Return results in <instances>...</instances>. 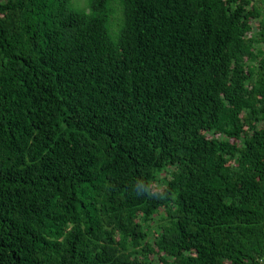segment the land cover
Returning a JSON list of instances; mask_svg holds the SVG:
<instances>
[{
	"label": "trees",
	"instance_id": "1",
	"mask_svg": "<svg viewBox=\"0 0 264 264\" xmlns=\"http://www.w3.org/2000/svg\"><path fill=\"white\" fill-rule=\"evenodd\" d=\"M263 256L264 0H0V264Z\"/></svg>",
	"mask_w": 264,
	"mask_h": 264
},
{
	"label": "rangeland",
	"instance_id": "2",
	"mask_svg": "<svg viewBox=\"0 0 264 264\" xmlns=\"http://www.w3.org/2000/svg\"><path fill=\"white\" fill-rule=\"evenodd\" d=\"M72 4L76 9H86L89 5V0H72ZM121 18V13L118 12L117 15L113 19L112 27H111V33L112 35H115V31L117 30L118 21ZM156 224L153 223V226Z\"/></svg>",
	"mask_w": 264,
	"mask_h": 264
},
{
	"label": "built area",
	"instance_id": "3",
	"mask_svg": "<svg viewBox=\"0 0 264 264\" xmlns=\"http://www.w3.org/2000/svg\"><path fill=\"white\" fill-rule=\"evenodd\" d=\"M262 261L264 262V256H263V258H262Z\"/></svg>",
	"mask_w": 264,
	"mask_h": 264
}]
</instances>
